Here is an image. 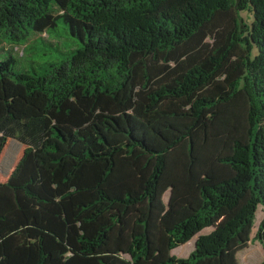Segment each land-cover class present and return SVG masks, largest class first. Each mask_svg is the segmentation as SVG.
Instances as JSON below:
<instances>
[{
  "label": "trees",
  "instance_id": "trees-1",
  "mask_svg": "<svg viewBox=\"0 0 264 264\" xmlns=\"http://www.w3.org/2000/svg\"><path fill=\"white\" fill-rule=\"evenodd\" d=\"M60 26L81 43L69 60L42 74L0 61V157L25 147L0 181V264L264 249V0H0L1 45Z\"/></svg>",
  "mask_w": 264,
  "mask_h": 264
},
{
  "label": "rangeland",
  "instance_id": "rangeland-1",
  "mask_svg": "<svg viewBox=\"0 0 264 264\" xmlns=\"http://www.w3.org/2000/svg\"><path fill=\"white\" fill-rule=\"evenodd\" d=\"M4 45L0 44V61L6 60L9 56L14 57L16 65L14 71L17 73L30 72L31 74H42L46 72L51 64H60L69 60L74 52L81 46V43L71 37L60 26L57 31L50 32L48 36L31 32L27 37L10 39L5 37ZM20 50V53L18 49ZM23 52V53H22ZM25 147L16 141H8V144L0 157V181L5 182L15 169L18 161L23 155ZM248 196L246 197V200ZM245 202L232 212H224L220 218L215 220L210 229H206L198 234L191 242L175 249L171 255L177 259L188 258L195 250V242L202 235H207L217 228L225 225L231 220L244 205ZM264 220V209L259 207L252 238H255L261 222ZM239 264H263L264 249L259 242H254L250 246L238 253Z\"/></svg>",
  "mask_w": 264,
  "mask_h": 264
}]
</instances>
